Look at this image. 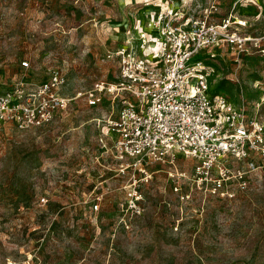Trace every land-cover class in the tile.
<instances>
[{"label":"rangeland","instance_id":"1","mask_svg":"<svg viewBox=\"0 0 264 264\" xmlns=\"http://www.w3.org/2000/svg\"><path fill=\"white\" fill-rule=\"evenodd\" d=\"M160 1L0 0V93L47 80L54 69L65 74L70 97L117 81L111 54L138 37L137 20ZM175 1L248 39L241 63L227 50L207 63L211 90L246 104L261 123L259 151L229 164L221 192L199 187L194 162L183 155L177 168L151 165L134 184L105 132L121 105L107 93L95 107L87 97L73 100L48 125L4 123L0 264H264V0ZM135 189L142 199L132 211L126 202Z\"/></svg>","mask_w":264,"mask_h":264},{"label":"built area","instance_id":"2","mask_svg":"<svg viewBox=\"0 0 264 264\" xmlns=\"http://www.w3.org/2000/svg\"><path fill=\"white\" fill-rule=\"evenodd\" d=\"M230 26L208 15L190 16L175 0H161L145 22L137 20L138 37L111 54L118 62L117 81L97 82L91 90L70 97L64 93L67 78L60 69L47 80H22L0 93V125H48L73 100L87 97L88 105L95 107L107 93L121 105L108 114L105 132L111 135L110 148L120 171L126 174L130 169L134 184L141 181L140 175L142 180L149 177L151 165L177 168L183 155L194 162L199 187L211 183L214 192H221L230 179L229 164L251 160L263 142V127L248 115L247 105H236L211 90L208 59L227 50L241 63L251 52L248 39L230 32ZM141 196L137 189L130 191L127 209L137 210Z\"/></svg>","mask_w":264,"mask_h":264}]
</instances>
